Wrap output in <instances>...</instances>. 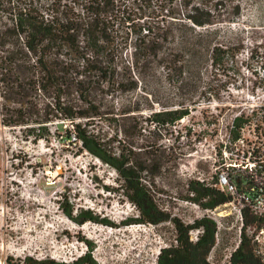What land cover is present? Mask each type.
Segmentation results:
<instances>
[{
    "label": "trees",
    "instance_id": "trees-1",
    "mask_svg": "<svg viewBox=\"0 0 264 264\" xmlns=\"http://www.w3.org/2000/svg\"><path fill=\"white\" fill-rule=\"evenodd\" d=\"M174 1L0 0V122L23 127L25 139L32 141L50 140L59 129H64V139L75 135L82 140L81 150L117 172L118 197L137 208V215L125 223L160 224L170 219L159 178L177 167L182 154L167 151L161 139L197 107L203 68L209 64L213 77L228 76L230 64L234 72L239 71V57L245 50L253 59L264 44L258 41L245 49L243 38H219L221 25L240 18L245 0H216L213 9L202 12L193 6L195 11L186 14L190 24L171 19L176 17ZM182 3L186 7L190 2ZM128 51L131 58L126 62ZM137 73L140 80L134 78ZM162 73L177 95L163 97L149 88L148 76L159 80ZM139 81L147 102H121L117 116L107 106V95L111 90H136ZM219 93L216 90L205 98L209 101ZM102 119L112 125V137L97 130ZM54 123L55 130L49 126ZM143 173L149 180L143 182ZM187 186L188 197L203 207L229 199L197 179H190ZM63 196L57 199L58 207L74 221L115 225L93 209L64 204ZM173 221L179 243L161 247L155 264H210L206 256L215 241V222L209 217L193 224L178 217ZM200 225L205 232L193 243L188 231ZM242 235L232 263L262 264L245 229ZM82 239L88 251L72 261L24 257L19 262L98 264L91 254L93 244Z\"/></svg>",
    "mask_w": 264,
    "mask_h": 264
},
{
    "label": "rangeland",
    "instance_id": "rangeland-1",
    "mask_svg": "<svg viewBox=\"0 0 264 264\" xmlns=\"http://www.w3.org/2000/svg\"><path fill=\"white\" fill-rule=\"evenodd\" d=\"M182 1H174L176 17L171 19L190 24L186 14L195 11L193 6L202 12L213 9L216 0H188L190 3L186 7ZM241 8L240 18L230 25H221L218 35L222 41L243 38L245 49L252 48L258 41L264 42V0H245ZM259 49L253 59L248 58L245 50L239 57V71L234 72L230 64L228 76L213 77V68L206 65L200 84L203 92L199 93L197 107L172 128L174 132L163 135L161 140L167 151L182 154L177 167L167 169L159 178L165 190L161 196L170 218L187 221L201 214L203 206L198 208L195 202H184L191 195L187 183L202 172L210 173L215 164L213 141L223 145L235 114L242 111L257 123L264 119L261 110L264 109V44ZM130 58L128 51L124 59L127 62ZM163 73L159 80L148 76L152 80L149 88L159 96L177 95L176 88ZM133 75L140 80L138 73ZM140 84L139 81L136 90L124 93L111 90L112 94L107 95L109 109L118 116L121 102L139 100L146 103ZM216 90L220 91L218 97L208 101L205 96ZM155 106L160 107L157 102ZM257 110L259 113H255ZM49 126L55 130L57 125ZM96 128L103 136L112 137V125L108 120L102 119ZM65 134L64 129H59L50 140L32 141L25 139L23 127L0 122V264H4L5 258L6 264H27L19 262L24 257L72 261L88 251V243L82 238L93 244L91 254L98 264H155L158 249L174 243V226L169 220L154 225L125 223L137 215V208L125 197H118L117 173L100 158L81 150L78 143L64 139ZM142 176L143 182L149 180L145 173ZM61 194H64V204L69 203L75 209H93L115 225L92 220L74 221L58 207L57 199ZM227 226L230 228L222 231L216 247V261L222 259L226 247L236 236L233 215L227 219ZM132 227L137 229L136 233H132ZM133 246L137 249L131 251Z\"/></svg>",
    "mask_w": 264,
    "mask_h": 264
},
{
    "label": "built area",
    "instance_id": "built-area-1",
    "mask_svg": "<svg viewBox=\"0 0 264 264\" xmlns=\"http://www.w3.org/2000/svg\"><path fill=\"white\" fill-rule=\"evenodd\" d=\"M261 110L264 111L262 108ZM253 111L251 115L254 114ZM237 118H242V122L237 123ZM236 132L238 134L234 136ZM226 136L227 139L223 141V145L213 141L215 164L208 175L202 172L197 176V180L225 193L229 199L214 207H204L200 215L184 222L193 224L195 219L202 217H209L215 222V241L206 256L210 264H233L232 255L242 241L243 229L254 243L256 255L264 264V119L260 123L252 122L247 114L239 111L232 118ZM70 140L82 146V140L75 135H72ZM113 170L116 172L114 168ZM191 201L195 202L190 198L184 200L185 203ZM194 205L198 208L202 206L198 202ZM231 215L237 227L236 236L233 243L226 247L222 259L216 261V247L220 243L222 231L230 228L227 226V219ZM168 220L175 228L173 218ZM204 232L203 225L191 227L188 231L189 240L196 243ZM178 243L176 233L174 243L170 246H177ZM160 250L159 248L158 254ZM4 264H6V258Z\"/></svg>",
    "mask_w": 264,
    "mask_h": 264
},
{
    "label": "bare ground",
    "instance_id": "bare-ground-1",
    "mask_svg": "<svg viewBox=\"0 0 264 264\" xmlns=\"http://www.w3.org/2000/svg\"><path fill=\"white\" fill-rule=\"evenodd\" d=\"M131 231H132V233H136L137 232V229L135 227H132ZM133 249H137V247L136 246H133L131 248V251H133Z\"/></svg>",
    "mask_w": 264,
    "mask_h": 264
}]
</instances>
